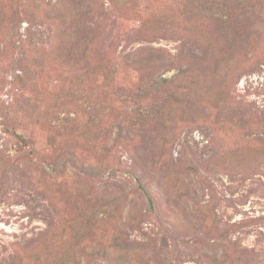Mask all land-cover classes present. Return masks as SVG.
I'll list each match as a JSON object with an SVG mask.
<instances>
[{
	"label": "rangeland",
	"instance_id": "obj_1",
	"mask_svg": "<svg viewBox=\"0 0 264 264\" xmlns=\"http://www.w3.org/2000/svg\"><path fill=\"white\" fill-rule=\"evenodd\" d=\"M0 264H264V0H0Z\"/></svg>",
	"mask_w": 264,
	"mask_h": 264
},
{
	"label": "trees",
	"instance_id": "obj_2",
	"mask_svg": "<svg viewBox=\"0 0 264 264\" xmlns=\"http://www.w3.org/2000/svg\"><path fill=\"white\" fill-rule=\"evenodd\" d=\"M96 15L99 16V14L92 13V11L88 10V11H87V19L89 20V22L93 23L94 21H96V20H95V16H96ZM101 16H102V14H101ZM76 20L78 21V19L75 18L74 22H76ZM86 26H89V25H86ZM108 73H109V72H107V73L105 72V73L103 74V77L105 78L106 75H107ZM160 83L163 85V82H160ZM103 84H105V83H103Z\"/></svg>",
	"mask_w": 264,
	"mask_h": 264
}]
</instances>
